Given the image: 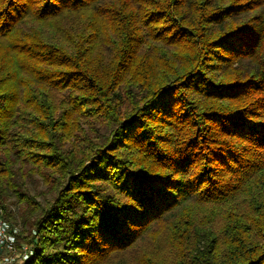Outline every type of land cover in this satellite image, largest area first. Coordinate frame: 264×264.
<instances>
[{"label": "trees", "instance_id": "16d2710c", "mask_svg": "<svg viewBox=\"0 0 264 264\" xmlns=\"http://www.w3.org/2000/svg\"><path fill=\"white\" fill-rule=\"evenodd\" d=\"M11 196L26 264H264V0H0Z\"/></svg>", "mask_w": 264, "mask_h": 264}, {"label": "built area", "instance_id": "2783aa9c", "mask_svg": "<svg viewBox=\"0 0 264 264\" xmlns=\"http://www.w3.org/2000/svg\"><path fill=\"white\" fill-rule=\"evenodd\" d=\"M21 231V225L6 215L0 202V264H26L35 255V243L26 242Z\"/></svg>", "mask_w": 264, "mask_h": 264}, {"label": "rangeland", "instance_id": "374dc122", "mask_svg": "<svg viewBox=\"0 0 264 264\" xmlns=\"http://www.w3.org/2000/svg\"><path fill=\"white\" fill-rule=\"evenodd\" d=\"M37 181H28V187L29 190L32 193L38 192V199L39 201H45V198L50 199L51 194L48 191V188L44 183L40 181V179L37 177ZM0 202L3 204L6 211V215L10 216L11 219H14L16 222H18L21 227L24 228L23 219H22V213L24 212V209L26 206L24 203H21L18 201V199L15 196L8 197L7 200H0ZM25 228H27L25 226Z\"/></svg>", "mask_w": 264, "mask_h": 264}]
</instances>
